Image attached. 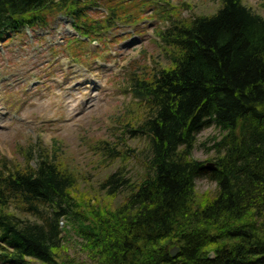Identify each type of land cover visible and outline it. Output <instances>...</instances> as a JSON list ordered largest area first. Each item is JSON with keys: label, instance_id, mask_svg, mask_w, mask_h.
Returning a JSON list of instances; mask_svg holds the SVG:
<instances>
[{"label": "trees", "instance_id": "16d2710c", "mask_svg": "<svg viewBox=\"0 0 264 264\" xmlns=\"http://www.w3.org/2000/svg\"><path fill=\"white\" fill-rule=\"evenodd\" d=\"M127 1L0 0V43L55 14L89 38L122 20ZM92 7L105 8L104 26L86 23ZM164 24L156 36L169 65L124 87L143 103L141 120L125 124L148 139L142 177L115 170L100 182L99 204L77 195L56 150L33 145L25 165L0 158V264H264V16L220 0L213 14ZM209 126L220 135L197 160V135ZM200 177L211 192H198Z\"/></svg>", "mask_w": 264, "mask_h": 264}, {"label": "rangeland", "instance_id": "374dc122", "mask_svg": "<svg viewBox=\"0 0 264 264\" xmlns=\"http://www.w3.org/2000/svg\"><path fill=\"white\" fill-rule=\"evenodd\" d=\"M127 2L122 20L112 19L114 25L89 38L74 28L71 17L55 14L45 27L26 26L0 43V158L25 165L33 145L56 150L59 166L76 178L77 195L99 204L107 200L100 182L112 172L122 169L131 180L144 173L148 139L130 137L125 126L141 120L143 103L124 87L169 65L168 49L160 46L156 32L165 19L190 20L213 14L220 5V0ZM242 2L264 16L261 0ZM105 12L88 9L86 23L104 26ZM72 46L85 55H71ZM219 135L214 126L202 129L192 157L206 161L211 151L202 144ZM109 145L113 151H107ZM213 187L205 177L196 180L200 193ZM66 240L69 251L78 254L77 238L70 234Z\"/></svg>", "mask_w": 264, "mask_h": 264}, {"label": "water", "instance_id": "95a60500", "mask_svg": "<svg viewBox=\"0 0 264 264\" xmlns=\"http://www.w3.org/2000/svg\"><path fill=\"white\" fill-rule=\"evenodd\" d=\"M205 168L211 170V169H215L216 167H214L213 163L210 162V163H206ZM177 252H178V248L177 247L172 248L171 251H170L172 257H175L177 255Z\"/></svg>", "mask_w": 264, "mask_h": 264}]
</instances>
